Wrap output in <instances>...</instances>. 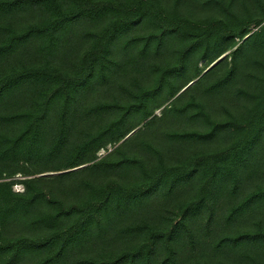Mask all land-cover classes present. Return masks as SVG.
<instances>
[{
	"label": "trees",
	"instance_id": "trees-1",
	"mask_svg": "<svg viewBox=\"0 0 264 264\" xmlns=\"http://www.w3.org/2000/svg\"><path fill=\"white\" fill-rule=\"evenodd\" d=\"M0 264H264V0H0Z\"/></svg>",
	"mask_w": 264,
	"mask_h": 264
},
{
	"label": "rangeland",
	"instance_id": "rangeland-1",
	"mask_svg": "<svg viewBox=\"0 0 264 264\" xmlns=\"http://www.w3.org/2000/svg\"><path fill=\"white\" fill-rule=\"evenodd\" d=\"M223 57H224V55L222 56V58H223ZM222 58H221V59H222ZM213 64H214V63H213ZM156 113L159 114V111H156ZM103 153H104V151L102 150V151L99 152V155H101V154H103ZM20 188H21V187H19V186H16V187H15V189H17V190H19Z\"/></svg>",
	"mask_w": 264,
	"mask_h": 264
},
{
	"label": "built area",
	"instance_id": "built-area-1",
	"mask_svg": "<svg viewBox=\"0 0 264 264\" xmlns=\"http://www.w3.org/2000/svg\"><path fill=\"white\" fill-rule=\"evenodd\" d=\"M15 187H16V186H15ZM15 187H14V190H15V191H20V190H22V188H20L19 190H17V189H15ZM19 187H21V186H19Z\"/></svg>",
	"mask_w": 264,
	"mask_h": 264
},
{
	"label": "water",
	"instance_id": "water-1",
	"mask_svg": "<svg viewBox=\"0 0 264 264\" xmlns=\"http://www.w3.org/2000/svg\"><path fill=\"white\" fill-rule=\"evenodd\" d=\"M221 58H222V57H220L218 60H220ZM218 60H217V61H218ZM215 63H216V62H215ZM215 63H214V64H215ZM211 66H212V65H211Z\"/></svg>",
	"mask_w": 264,
	"mask_h": 264
}]
</instances>
